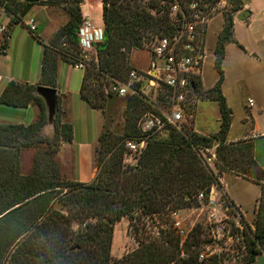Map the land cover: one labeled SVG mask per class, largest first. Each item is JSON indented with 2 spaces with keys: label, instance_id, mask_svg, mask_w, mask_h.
I'll return each mask as SVG.
<instances>
[{
  "label": "trees",
  "instance_id": "obj_1",
  "mask_svg": "<svg viewBox=\"0 0 264 264\" xmlns=\"http://www.w3.org/2000/svg\"><path fill=\"white\" fill-rule=\"evenodd\" d=\"M24 1L15 5L0 0L9 17L1 33L0 54L7 49L10 29L16 24L25 27L22 18L28 6L61 4L67 20L46 43L38 36L41 27L30 33L42 48L37 82L8 81L0 93L2 105H33L38 111L28 125L0 123V264H221L216 256L199 262L196 248L203 243L200 232L192 227L180 241L170 228L169 213L194 206L197 194L206 193L211 185L220 189L223 173L260 186L253 231L240 217L242 263L251 264L254 256L264 251V169L253 159L250 141H225L231 117L220 91V61L224 45L234 42L232 15L224 18L213 49L219 76L208 97L218 106L217 131L205 136L184 125L167 124L160 133L146 138L134 165L124 164L123 141L140 137L138 120L146 113L161 118V109L167 107L168 91L164 87L151 101L139 94L137 84H132L136 93L125 96L121 135L97 137L96 173L90 182L80 183L64 180L53 159L60 142H72L73 127L60 121L57 104L50 122L54 134L51 138L43 134L46 108L35 87L55 88L58 60L69 65L78 62L83 0ZM226 3L234 5L233 11L242 7L240 0ZM100 16L102 39L94 45L98 62L86 64L78 91L92 110H102L113 95L111 84L127 81L133 70L128 64L130 52L150 50L170 27L165 11L152 0H100ZM188 111L192 112L191 107ZM212 146L215 172L198 154V149ZM25 150H32L33 155L30 170L22 174L20 157ZM123 217L128 218L127 227L137 247L113 259L109 253L113 227ZM148 225L154 236L146 230Z\"/></svg>",
  "mask_w": 264,
  "mask_h": 264
},
{
  "label": "rangeland",
  "instance_id": "obj_2",
  "mask_svg": "<svg viewBox=\"0 0 264 264\" xmlns=\"http://www.w3.org/2000/svg\"><path fill=\"white\" fill-rule=\"evenodd\" d=\"M7 2L16 5L19 4L20 0H7ZM240 2L242 7L237 11H233L235 7L229 3L216 7L212 20L207 26V33L204 38L205 54L203 62L201 63V74L198 75L194 90L186 98L184 112L177 123L178 125L189 127L193 131L196 128L206 136L213 134L218 129V106L215 101L209 100L208 92L215 82H217L219 76L213 55L214 44L224 18L230 14L233 19L232 31L234 42L224 45L223 57L220 61V69L223 77L220 91L225 99L226 106L230 110L231 117L228 137L252 133L253 128H255L257 133H264V0H240ZM93 4L91 3V5ZM47 10L52 12L54 20L51 17L49 18L51 16L49 13L43 15L37 12V10L26 12L30 16L33 15L32 19L35 24V29L38 27H46L44 34L47 35L51 30L57 28L54 32L55 34L66 22L67 16L61 4L48 6ZM90 15H94L97 20L99 12L96 9V11L90 12ZM86 17L87 15H82L83 20ZM23 19L26 21L27 18ZM49 19L52 21L51 23ZM8 21L9 17L0 7V24L5 26L4 30H6ZM94 27L102 28V26L100 27L97 24ZM25 34H28V30L20 24H16L9 31V39L5 51L7 60L5 59L2 62L7 65L13 75L26 76L27 70H30V72L35 71L39 74V45L34 39L31 45L26 40ZM19 42H22V47H18ZM79 58H81L80 53ZM84 60L85 64H83L80 70L74 69V65H69L66 62L64 63L58 60V81L60 84L57 88L66 97L63 98V95L60 97L57 95V104L60 110V121L68 122L73 127V143L87 139L88 135L92 132L94 141L91 147V160L92 165L96 166L97 137L101 134L121 135L123 124L121 114L125 106L126 95L123 97H115L112 95L106 99L102 110L96 109L92 114L76 106L75 103L78 100L77 93L79 91L82 72L87 63L96 64L93 53L86 56ZM150 62L151 51L147 48L132 50L128 56L129 66L140 74L146 73ZM103 90L105 92L108 88L106 87ZM157 93H149L145 98L154 101ZM248 100L252 101L250 107L248 106ZM60 103L64 106H60ZM190 107L191 113L188 111ZM158 108L161 107L158 106ZM46 130L48 135L43 134L51 138L54 134L51 124L47 123ZM201 133L198 134L201 135ZM61 144L63 143L60 142L59 147H57L53 155V159L58 165L62 178L64 180H74L70 178V175L74 172V167L70 163H67V153L61 148ZM254 146L260 151V154L264 153V139L256 141ZM32 155V150L21 152L20 171L22 174L30 170ZM210 168L214 172L216 171L215 166L211 165ZM223 181L229 196L231 195L237 205L240 206L245 217V223L252 225L249 227L253 231L254 211L259 201L260 186L243 180H236L227 173L223 177ZM220 186L222 187L221 183ZM219 194L222 195L221 189ZM178 212L181 215L180 218L183 219L184 228L192 225L193 228L196 227L197 231L200 232V238L203 240V243L196 248L198 252H202L207 258L211 259L216 256L221 264H243V248H239L238 244L234 241L214 240L211 237L208 230L209 223L207 222L206 210L189 212L185 209H180ZM155 221L158 222L157 218ZM127 225L128 218L123 217L113 227L109 251L110 257L113 259H119L137 247ZM150 228L149 225L146 227L148 233L151 235L155 234L151 232ZM143 234L145 233H140L139 235L142 236Z\"/></svg>",
  "mask_w": 264,
  "mask_h": 264
},
{
  "label": "built area",
  "instance_id": "obj_3",
  "mask_svg": "<svg viewBox=\"0 0 264 264\" xmlns=\"http://www.w3.org/2000/svg\"><path fill=\"white\" fill-rule=\"evenodd\" d=\"M152 1H155L165 11L170 24L169 32L157 38L151 45V62L145 74L131 70L125 83L115 82L109 87V91L116 97L136 93L132 84L138 85V92L143 97L149 93L158 92L160 87L168 91L167 107L161 109V118L149 113L144 114L136 124L140 137L123 141L122 161L130 166L135 164L149 135L160 133L167 124H177L181 119L186 98L194 90L198 75L201 74L207 26L212 20L216 7L226 4V0ZM24 25L29 33L34 32L35 24L32 18H28ZM4 29L5 26L0 24V33ZM77 35L81 58L73 68L80 70L85 64V57L89 54L95 55L94 62L97 63L94 45L101 41L102 30L94 27L86 17ZM251 105L252 101L248 100V106ZM198 154L206 165L209 167L213 165L214 147L198 149ZM220 189L211 185L206 193L197 194L194 206L185 208V210L189 212L206 210L211 237L214 240L234 241L243 248L241 214L234 205L219 194ZM169 218L170 228L182 241L192 225L184 228L183 219L180 218L178 210L171 211ZM206 258V255L199 252L197 256L199 262L205 261Z\"/></svg>",
  "mask_w": 264,
  "mask_h": 264
},
{
  "label": "crops",
  "instance_id": "obj_4",
  "mask_svg": "<svg viewBox=\"0 0 264 264\" xmlns=\"http://www.w3.org/2000/svg\"><path fill=\"white\" fill-rule=\"evenodd\" d=\"M89 1L90 0H83V4L80 7L81 14L83 16L87 15L88 20L90 22H92L94 24V26H96V24H97L101 27L102 21H101V16H100V0H97V3H96V0H92L91 3H94L93 5H91V3H89ZM20 2L25 3L24 0H20ZM245 7H246V5H245ZM96 9L99 12V16H98L97 20H96V17L94 15H92V16L90 15V12H94V11H96ZM33 10H37V12L42 13L43 15H46V13H49V14H51V16H49V18L51 17L54 20V18L52 17V12H49L47 10L46 6H39V5L28 6L27 12L33 11ZM27 12L23 16V18H27V19L32 18L33 15L30 16ZM23 18H22V22L23 21L25 22V20ZM49 21H50V19H49ZM51 22L52 21H50V23ZM45 29H46V27H42L40 32L38 33V36L43 43H46L47 41H49L51 36L57 30V28H54L47 35H45L44 34ZM27 35L25 34V38L32 45L33 38L29 32ZM38 45H39L38 54H39V58H40L42 48H41L40 44H38ZM22 46H23L22 42H19L18 47H22ZM5 59L7 60V56L5 55V53L0 54V93H1L4 85L8 81H15L18 83H27V84H35L37 82V80L39 78V74L35 71L30 72V70H27L26 76L13 75L12 72L7 67V65H5L2 62V61H5ZM58 80H59V65H57V71H56L55 90L57 92V95H59V97L63 95L62 97L65 98L66 95H64L63 92L58 91L57 87L60 84ZM80 81H81V78H80ZM66 94L68 95L67 92H66ZM77 99L78 100H76V103H75L76 106H78L79 108H81V110H84L87 113H91V114L94 113L93 112L94 110L89 108V106L80 98L79 94H78ZM61 105L62 104L60 103V106ZM62 106H64V105H62ZM37 113H38L37 108L33 105H28L26 108H13V107H9V106L0 104V123L28 125L29 123H31L35 120ZM246 120H247V118H246ZM46 128H47V124L43 127L42 132L45 135H48ZM252 130H253L252 133L243 134V135H234L233 137H228L229 132H230V125H229L225 141H226V143H233L236 141H237L236 143H243L246 141H250L252 143L253 159L256 161V163L259 166H261L264 169V153L260 154V151L257 148H255V146H254L256 141H258L260 139H264V133H257V131H255V128H253ZM194 132L201 133L196 128L194 129ZM201 135H204V134L201 133ZM93 141H94V137H93V134L91 132L90 135H88L87 139H85V140L75 141L74 143L71 142L70 144H66V143L61 144V148L64 151H66V153H67V157H66L67 163H70V165H72L74 167V172L72 175H70V178L74 179L80 183L90 182L96 173V167L92 165V160H91V147H92ZM225 174L226 173H223L222 177L220 178V183L222 184V187H221L222 195L224 196V198L228 202H231L238 209L243 220H245V217L243 215V212L240 209V206L237 205V203L233 199V197L231 195L229 196V193L226 191L225 183L223 181V177L225 176ZM227 174H229V173H227ZM229 175L233 176L234 179H236V180H243V181L254 184L253 182L242 179V178L235 176L233 174H229ZM178 214H179V212H178ZM179 216L181 217L180 214H179ZM248 225L250 227L252 226L250 224H248ZM251 264H264V251L257 253L254 256V259H253Z\"/></svg>",
  "mask_w": 264,
  "mask_h": 264
},
{
  "label": "water",
  "instance_id": "obj_5",
  "mask_svg": "<svg viewBox=\"0 0 264 264\" xmlns=\"http://www.w3.org/2000/svg\"><path fill=\"white\" fill-rule=\"evenodd\" d=\"M35 94L39 96L46 108L47 114V123L50 124L57 106V93L54 88L44 87V86H36Z\"/></svg>",
  "mask_w": 264,
  "mask_h": 264
}]
</instances>
